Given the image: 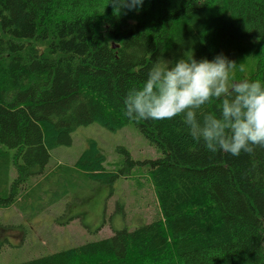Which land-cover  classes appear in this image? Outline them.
<instances>
[{
    "label": "trees",
    "instance_id": "16d2710c",
    "mask_svg": "<svg viewBox=\"0 0 264 264\" xmlns=\"http://www.w3.org/2000/svg\"><path fill=\"white\" fill-rule=\"evenodd\" d=\"M125 11L114 15L109 0H0V179L12 168L18 185L43 176L51 150L92 123L134 124L163 152L143 162L160 218L20 264H264V148L212 153L181 116L123 112L127 91L161 56L211 60L253 42V71L239 80L264 83V0H144L138 12ZM122 151L126 171L141 164ZM104 162L91 145L76 166L112 180L118 174L105 173ZM14 202L0 198L1 206Z\"/></svg>",
    "mask_w": 264,
    "mask_h": 264
},
{
    "label": "rangeland",
    "instance_id": "374dc122",
    "mask_svg": "<svg viewBox=\"0 0 264 264\" xmlns=\"http://www.w3.org/2000/svg\"><path fill=\"white\" fill-rule=\"evenodd\" d=\"M28 44L43 48L37 42ZM255 53L253 42L240 51L230 48L223 53L237 63L231 79L251 75ZM91 145L104 155L105 173L118 174L112 180L90 177L76 166ZM123 149L141 164L126 171ZM161 157L163 152L134 124L111 130L92 123L72 133L71 145L51 150L43 176L29 177L18 185L17 170L12 168L11 175L5 172L0 198H11L15 204L11 208L0 205V264H20L160 218L149 163L143 162Z\"/></svg>",
    "mask_w": 264,
    "mask_h": 264
},
{
    "label": "clouds",
    "instance_id": "9594fccd",
    "mask_svg": "<svg viewBox=\"0 0 264 264\" xmlns=\"http://www.w3.org/2000/svg\"><path fill=\"white\" fill-rule=\"evenodd\" d=\"M113 14L139 11L144 0H109ZM237 63L223 53L197 60L193 54L175 60L157 57L142 85L123 99L129 119L171 120L182 117L185 130L209 152L239 156L264 148V83L235 80ZM242 70V69H241ZM219 101L218 111L205 108Z\"/></svg>",
    "mask_w": 264,
    "mask_h": 264
},
{
    "label": "crops",
    "instance_id": "0c3cea01",
    "mask_svg": "<svg viewBox=\"0 0 264 264\" xmlns=\"http://www.w3.org/2000/svg\"><path fill=\"white\" fill-rule=\"evenodd\" d=\"M37 177H39V176H37ZM36 182H38V181H36ZM14 204H15V202L12 205L8 206L7 208H11Z\"/></svg>",
    "mask_w": 264,
    "mask_h": 264
}]
</instances>
